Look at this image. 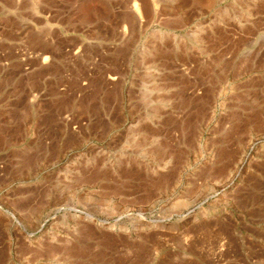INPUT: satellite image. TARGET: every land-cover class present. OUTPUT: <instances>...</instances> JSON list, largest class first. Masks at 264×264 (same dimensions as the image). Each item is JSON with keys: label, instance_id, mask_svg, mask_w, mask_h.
Segmentation results:
<instances>
[{"label": "rangeland", "instance_id": "obj_1", "mask_svg": "<svg viewBox=\"0 0 264 264\" xmlns=\"http://www.w3.org/2000/svg\"><path fill=\"white\" fill-rule=\"evenodd\" d=\"M0 264H264V0H0Z\"/></svg>", "mask_w": 264, "mask_h": 264}]
</instances>
